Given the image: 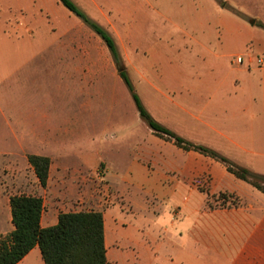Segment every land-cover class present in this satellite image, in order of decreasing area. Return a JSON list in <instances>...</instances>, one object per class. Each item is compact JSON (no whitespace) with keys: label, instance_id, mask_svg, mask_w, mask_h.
Masks as SVG:
<instances>
[{"label":"rangeland","instance_id":"rangeland-1","mask_svg":"<svg viewBox=\"0 0 264 264\" xmlns=\"http://www.w3.org/2000/svg\"><path fill=\"white\" fill-rule=\"evenodd\" d=\"M41 1L55 24L45 18L32 34L24 29L22 17L36 19ZM72 1L112 33L121 65H116L103 39L62 4L61 9L50 0H0V153L4 147L15 153L6 159L0 156V237L14 229L8 198L43 192L33 168L16 158L19 149L8 135L6 121L10 115L11 128L38 126L43 135L47 129L58 131V136L51 134L57 136L56 148L72 146L74 154H82L73 156L76 162L89 150L92 164L98 167L106 159L120 174L134 160L144 163L128 181L113 178L116 189L108 188L106 195V205L112 208L108 214L124 239L117 260L216 264L215 243L219 240L224 248L225 236L218 237L207 194L184 183L166 164L165 157L170 163L178 159L176 151H158L148 159L154 146L152 130L141 119L119 69L126 70L153 117L178 135L195 142L202 139L200 130L224 132L234 122L230 115L205 119L197 110L212 98L240 96L243 71L264 67V0ZM78 24L84 25L83 32L72 30V36L60 39L62 28ZM61 41L68 44L61 46ZM184 105L195 111L181 110ZM21 116L25 118L19 120ZM6 135L10 143H4ZM216 145L221 148L208 147L228 157V150ZM3 159L11 160L2 165ZM99 166L102 177L104 168ZM237 182L229 173L217 188ZM197 184L210 189L206 176ZM212 195L214 205L222 203L217 199L220 193ZM80 207L78 199L69 208Z\"/></svg>","mask_w":264,"mask_h":264},{"label":"crops","instance_id":"crops-1","mask_svg":"<svg viewBox=\"0 0 264 264\" xmlns=\"http://www.w3.org/2000/svg\"><path fill=\"white\" fill-rule=\"evenodd\" d=\"M35 1L37 2V0ZM50 1L62 9V3L59 0ZM42 6L47 5H44L42 1L41 4L38 3V17L36 19L31 16L26 17V15L22 17L24 29L28 30L29 33L34 34V29L36 30L38 27H34L35 24L40 25L45 18L48 19V24L51 26L55 24V20L51 18L49 11L42 9ZM22 8L24 7L21 6L22 12L26 10V8ZM63 12H65V17H70L65 9H63ZM83 28V24H78L74 28L73 26L64 27L62 28L64 32L60 34V39L67 38L68 35L72 36V30L73 32L75 30L83 32ZM85 33L89 35L88 30ZM63 44L66 46L68 43L61 41L60 45L62 46ZM253 71H243L245 75L241 81H238L240 96L235 98H212L210 102L197 110L205 119L216 118V115L228 114L234 119V122L233 124H228L224 132L217 131L216 134H213L205 130L198 131L197 134L202 139H197L195 142L211 147H217L216 144H220L226 148L225 150H228L229 154L227 156L232 161L247 167L255 173L264 174V67H259ZM258 72L260 77H256ZM179 107L183 111H195L189 105ZM10 118V115L6 116L9 127L8 135L10 137L11 135L13 136L19 149L16 158L26 161L30 166L28 156L31 154L48 156L51 159L47 185L42 187L39 182L43 192L40 191V194H36L42 196L44 201L41 218L42 227L57 224L61 212L101 211L105 219V244L108 260L113 264H126L121 259H116V253L119 252L124 239L121 238V233L119 234L120 230L117 231L116 224H113L111 220L113 218L108 214L112 211V208L110 207L111 204L106 205V195L108 196L109 193L108 188H111L112 191L116 189L113 178L118 177L120 181H128L131 178L129 175L142 168L144 163L134 160L135 162H131L125 172L120 174L118 169L113 170L114 165L111 164L113 162L108 163L106 159H102L99 165H102L104 172L101 174L102 177H100L98 173L100 166L98 165L97 167L95 163H91L92 154L89 150L85 154V159L79 158V162H76L73 156L79 157L82 154H74L76 151L72 146L63 148L58 144L60 150L56 148L55 143L58 131L55 130L52 133L51 129H47L50 133L43 135L40 132L41 128L38 126L11 128ZM23 118L25 117H18L19 120ZM236 118L240 119V122H236ZM237 123L241 125L238 127ZM65 131L71 132V129ZM51 134H56L57 136ZM217 135L223 140L217 139ZM10 137L7 138L6 135L3 140L4 143L6 141L10 143ZM151 142L154 146L149 149L148 159L153 160L158 151L168 149L176 151L178 159L171 160L170 163L168 158L165 157L166 164L178 172L184 183L192 184L193 189L201 191L197 183L199 178L206 176L209 179V191L211 194L228 193L234 196L227 200V206L224 207L210 208L207 206L206 200L207 208L216 216V230L220 233L218 237L223 234L225 236L224 248L219 243V240L215 243L216 264H264V193L248 182L237 178L219 161L193 150L181 149L172 141L157 137L153 131ZM217 148L220 149L221 147L218 146ZM12 154L15 153L9 147H4L0 156L5 158ZM5 159L2 160V165L8 164L11 160ZM229 173L239 179L240 182H237L233 187L226 188L222 186L220 188L223 189H218L219 184L229 177ZM36 178L38 179L37 175ZM105 181L107 185L104 183ZM80 185H82L81 188ZM75 186H78L77 190ZM114 193L109 198L111 201L115 195ZM8 199L10 207V197ZM78 199L81 207L76 209L69 208ZM234 200L237 202L236 205L233 204ZM18 264H45L39 246L34 247Z\"/></svg>","mask_w":264,"mask_h":264},{"label":"trees","instance_id":"trees-1","mask_svg":"<svg viewBox=\"0 0 264 264\" xmlns=\"http://www.w3.org/2000/svg\"><path fill=\"white\" fill-rule=\"evenodd\" d=\"M59 1L103 39L116 65H121L118 44L112 33L93 21L72 0ZM261 26L264 28V24ZM119 74L132 92L141 119L157 137L172 141L181 149L193 150L219 161L237 178L248 182L264 193V174L255 173L218 151L189 141L164 126L153 117L134 92L126 70L120 68ZM28 159L41 186L46 187L51 159L48 156L34 154L29 155ZM199 188L207 194V206L210 208L227 206V200L234 197L220 193L222 198L217 199H220L222 203L214 205L212 199L215 196L209 190L201 186ZM233 204L236 205L237 202L234 200ZM10 208L14 229L10 234L0 237V264H18L36 246H39L45 264H113L107 257L103 212L94 210L61 212L57 224L42 227L41 218L44 209L42 196L25 193L13 194L10 196Z\"/></svg>","mask_w":264,"mask_h":264},{"label":"built area","instance_id":"built-area-1","mask_svg":"<svg viewBox=\"0 0 264 264\" xmlns=\"http://www.w3.org/2000/svg\"><path fill=\"white\" fill-rule=\"evenodd\" d=\"M239 63H242L243 62V60H242V58L241 57H238V60H237ZM259 62H262V60L261 59H259Z\"/></svg>","mask_w":264,"mask_h":264}]
</instances>
